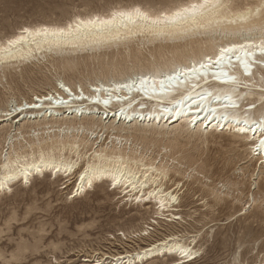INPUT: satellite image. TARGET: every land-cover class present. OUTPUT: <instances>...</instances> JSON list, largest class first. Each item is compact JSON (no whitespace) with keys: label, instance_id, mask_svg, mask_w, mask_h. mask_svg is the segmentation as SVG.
<instances>
[{"label":"rangeland","instance_id":"374dc122","mask_svg":"<svg viewBox=\"0 0 264 264\" xmlns=\"http://www.w3.org/2000/svg\"><path fill=\"white\" fill-rule=\"evenodd\" d=\"M149 3L156 4L157 0H0V32L17 31L21 26L30 25L64 26L77 16L87 17L94 14H106L113 9H117V7L129 8L134 5L143 6ZM139 37L126 41L127 44L125 42L122 45L119 43L115 47L114 45H112L113 47L106 45L93 49H83V51L79 50V52L78 50L43 51L42 54H34L32 58L21 63L22 65L17 63L16 68L7 74L0 70V110H4L6 106L12 103L22 104L24 101L32 100L34 94H40L41 96L54 94L53 91L57 89L59 79L65 81L67 85H72L73 91L75 89L80 90L83 87L82 89L86 92L91 88L88 86L93 84L97 78L104 80L106 74V76L119 75L139 68H149L152 62L156 61L155 59L157 61L160 59L159 63L163 68L166 64L165 61L172 60L173 54L168 50H155V47L161 43L166 46L183 44V42L169 44V42L161 41L151 44L148 43L146 38ZM147 48H151V50ZM139 53L141 54L139 55ZM154 55H157V57ZM162 57L163 59H161ZM64 59H70V61L67 60V62ZM69 64H73L74 71H67V73L65 66ZM142 64L145 67H142ZM117 70L119 71L118 74ZM75 75L80 78L77 79ZM21 112L10 118H1L0 162L5 156V147L8 148V154L14 151L20 153L30 152L31 149L36 151L38 148V145H33L31 142L33 135L26 133V127L31 123L41 122L44 117H40L39 120L37 118L30 119L23 116ZM97 112L98 114L105 113L100 109H97ZM63 114L61 116L64 119H81L80 117L77 119L74 115L67 114L65 116ZM86 118H84V122H86ZM106 124L108 129L105 130V133H99L100 130H98L95 135H86V133L85 136L82 135L84 138L88 137L90 139V146L87 147L89 152L85 158L86 160L82 159L80 166H85V162L93 153L94 150L91 149L94 143L97 144L94 149H99L104 144H109L111 147L113 142L116 143V135L119 132L117 130L113 131L111 127L122 126V123H115L113 119H109ZM140 124L145 127L148 125V123L146 125L145 123ZM128 126L131 127L132 125H126L127 128H129ZM173 126H161V131H172ZM11 127L14 130L13 136H19L14 138L12 143L5 141L6 130ZM18 129L20 130L18 131ZM38 133L40 138L44 136L46 140H50L49 136L44 134L43 131ZM111 133L113 134L112 137ZM173 137L171 141L163 140V136L159 137L158 142L160 144L161 141L162 144L165 143L164 145H167L168 151L155 147L145 153L144 144H141L138 148L146 159L156 161V166L164 165L170 170L167 182L169 185L174 187L176 184H182L184 187L179 197L180 202L175 205L178 208L174 207L170 211L171 215L176 214L181 218L178 221L175 219L163 221L162 217H157L158 207L154 200L136 203L128 199H121L123 193L110 187L90 190V194L85 199L76 203H66L64 193L71 186L76 174L69 181L63 174L61 177L55 178L49 172L45 176H35L27 186L19 183L15 191L6 197L0 196V220L6 221L12 216L17 218V223L8 229L12 239L5 241L0 237V245L5 243L11 245L16 237H21L26 243L31 237L36 244L43 245L46 240H51L53 236H57L67 241L68 246L76 252V261L79 264H91L88 253H91L93 258L104 254L103 257L112 260L114 256L132 254L135 251H140L138 249H145L153 243L163 241L169 235H181L182 238L187 237L190 239L195 235L197 245L202 246L201 257H198L201 264H219L220 261L227 264L233 248L239 247L242 240L248 242V246L240 252L245 264L251 260H255L259 264L260 253L258 247L252 248L251 253H249L251 244H258V238L261 235L262 227H264L261 225L258 214L247 219L241 218L239 222L225 223L220 214L214 213L210 207H206L201 203L200 197L203 196L206 189L194 179L196 172L202 170L208 173L213 184L217 185L221 191H230L233 178L238 179L240 176L248 178L249 173H251L259 177L255 189L256 197L259 198L261 195L260 183L264 182V177H260L258 164L255 167L256 169L253 167V161L248 155V148H242L241 144H234L233 134L230 131H220L213 134V136L212 134L202 136L190 130V132L177 136V138ZM177 143L182 148L178 154H175L171 144L175 145ZM126 144L131 148L136 147L134 146L135 140L126 143L123 139V146L126 147ZM81 150V153H84V147H81ZM168 164L169 166H167ZM65 181H67V186H65ZM29 210L31 211L29 212ZM150 219L157 220L155 230H151L153 226L149 225L150 234L147 237L139 235V231ZM210 223H212V227H206V224L209 225ZM86 224L90 227L86 232L81 231L82 225ZM41 229H43V234ZM121 232L125 235L121 236ZM77 233L80 234L77 235ZM45 259L46 257L39 251L25 257L26 264H43ZM150 261L151 264H171L172 255L165 254L161 257L152 258ZM73 264H76V262L74 261Z\"/></svg>","mask_w":264,"mask_h":264},{"label":"snow or ice","instance_id":"6c2138e0","mask_svg":"<svg viewBox=\"0 0 264 264\" xmlns=\"http://www.w3.org/2000/svg\"><path fill=\"white\" fill-rule=\"evenodd\" d=\"M117 17L127 19L129 22L137 23L147 33L156 36L175 35H216L222 34L230 38L219 42L211 54H206L198 60L189 61L178 71L168 74L167 81L175 82L177 86L180 77H185L184 83L190 79L191 87H201L207 85V89L201 90L199 98L181 95L174 103V108L170 111L174 118L186 119L187 129L195 132L201 130V135L206 136L209 129L213 132L220 130H231L244 134L243 139L248 148L249 158L253 161V167L259 165L260 177H264V0H157L156 4L149 3L143 6H133L130 10H119L113 12L110 19L100 20L78 19L74 23H68L65 27H48L41 25L21 26L17 31L0 32V70L5 74L14 70L17 62L24 60L21 55L28 47L31 52V45L39 47L41 41L37 38L48 36L57 37L71 34L73 30L79 31L81 27L96 24L109 25ZM225 25H238L239 28L229 32ZM149 77L140 76L133 81L141 87L137 91H143ZM164 85L165 81H160ZM59 89L68 93L72 97L73 86L58 82ZM119 88H128L132 85L120 83ZM97 87L95 90L99 92ZM75 98L89 99L84 95L83 90H79ZM96 103H100L99 96L92 97ZM52 94H36L32 100L24 101L22 104H9L4 110H0V118L12 117L25 108H39L44 105V101L52 102ZM185 100L196 104L197 108L203 112V116H182V109ZM200 100L207 101V107H201ZM110 98L103 100L107 106ZM57 104H65L67 100L60 98L55 100ZM199 121V123H197ZM207 121V123H206ZM2 127V125H0ZM4 160L0 162V169L3 170L0 176V196H8L19 186V183L27 186L35 174H42L45 167L54 172L63 170L68 175L78 166V161L48 162L47 165L31 164L25 165L20 162L17 155L15 161L10 159L8 148L5 147ZM87 151V149H85ZM164 151H168L167 145ZM26 159V157H25ZM97 161H99L97 163ZM138 170L141 165H148L142 174L151 173L154 187H148L147 191L142 190L146 185H139L129 178L128 174L121 170L122 166L127 167L121 158L112 157L106 152L94 154L93 159L87 166H80L76 177L68 190L64 193L65 202L76 203L85 199L90 194V190L99 188H113L122 192L121 199H128L139 203L142 200H154L159 211L157 217H162L163 221L179 220L180 217H173L170 209L178 204L179 197L183 191L182 184L174 187L167 183L170 170L167 168H154L148 159L137 160ZM31 169V170H30ZM250 178V182H249ZM69 179H72L69 177ZM194 179L206 189L200 197L201 203L210 207L214 213L221 215L225 223L239 222L241 218L247 219L258 214L261 225L264 226V182L260 183L261 195L256 197V185L259 177L249 173V177L240 176L233 178L230 191H221L214 185L207 172L198 170ZM67 186V181H65ZM251 193V194H249ZM31 210H29L30 212ZM214 218V217H213ZM17 223V218L9 217L6 221L0 220V237L5 241L12 239L8 229ZM156 219H150L138 233L147 237L149 235V225L155 230ZM90 225H82L81 231H85ZM212 227L211 224L208 225ZM43 234V229H41ZM80 233H77L79 235ZM121 236L125 234L120 233ZM198 235V234H196ZM127 238V237H125ZM258 244L252 243V248L259 249V264H264V227L258 238ZM164 247L153 243L143 252L135 254L131 261H125L122 257H117L115 261L103 257L102 254L93 258L91 253L88 256L91 264H151L147 259L154 254H171V264H201L202 246L197 245L195 235L189 239L181 235H169L163 240ZM248 242L242 240L239 247H234L227 264H245L240 252ZM39 251L46 259L43 264H79L76 261V252L68 246L64 239L53 236L51 240H46L43 245L36 244L30 237L26 243L21 237H16L14 242L0 245V264H26L25 257ZM219 264H224L220 261ZM247 264H257L255 260L248 261Z\"/></svg>","mask_w":264,"mask_h":264},{"label":"bare ground","instance_id":"6f19581e","mask_svg":"<svg viewBox=\"0 0 264 264\" xmlns=\"http://www.w3.org/2000/svg\"><path fill=\"white\" fill-rule=\"evenodd\" d=\"M136 6H139V5H136ZM132 7H129V8L128 7L127 8H118L117 7V9H113L109 13H106V14H104V13L94 14V15L87 16V17H83V16L78 17L77 16L76 18H74L72 21H69L68 23H74L78 19H85V20L93 19V20H95L97 17L102 21V20L110 19L113 12H116L119 10H125V11L130 10ZM66 25H64V26L44 25V26L65 27ZM39 26H41V25H39ZM39 26H37V27H39ZM238 28H239L238 25H225V29L229 32L235 31ZM137 36H140L139 38H141V36L143 38H146L148 43H151V44H155L156 42H160V41L161 42H169V44L170 43L174 44V43H178V42L179 43L183 42V44L182 45H179V44L176 45L175 44L173 46H166V45H163L161 43L160 45L158 44L159 46L155 47V50H168V52H171L173 54L172 60H169L167 58L169 61H165L166 64L164 65L163 68H161V66H162L161 63H159L160 59L158 61H157V59H155L156 61L152 62L151 66L149 68H145V69L139 68L137 70H133L130 72H125V73L123 72L119 75L106 76L107 75L106 74V75H104V80L97 78L93 84L88 86L89 88L90 87L91 88L88 89L86 92L82 89L83 87L81 85V87H82L81 89L83 90L84 95L89 97V99L84 100V99L75 98L77 96V94H72V97H69V95H64L62 90H60L58 87V82H64L65 83V81H62L61 79H59L57 81V89L55 91H53L54 94H52V95H54L53 101L55 102V100L60 99L62 97L65 100H67V103L57 104V103H53V101L52 102L44 101V105L42 107L25 108L21 112V114H23V116H25L26 118H30V119H36L37 118L39 120L40 117H42V116L44 117V118H42L43 120L41 122L31 123L28 127H26V133H30L33 135V139L31 142L33 143V145H38V148L36 151L31 149L30 152H25V153H20V152L14 151L13 153L8 154L10 159L15 161L17 155H19L20 162L22 164H25V165H31V164H37V165L45 164V165H47V163L50 161L55 162L57 164H60L62 161L63 162L78 161V166L76 168H74L70 173H68V175H65L63 173V170H61L60 172H54V171L49 170L48 167H45L42 174L33 175L31 177V180L34 179L35 176H39V177L45 176V174H48L49 172H50L49 174L51 176H54L55 178L61 177L62 174L65 175L68 179H69V177L73 178V176L78 172V169L80 168V163L82 162V159H85L88 155V152H89V150H87V151H84V153H81V151H82L81 147H84V149H87V147L90 146V139H88V137L84 138L82 135L85 136V133H86V135H90V134L95 135V133L98 130H100L99 133H105V130L108 129V125L106 124V121H109V119H113L115 121V123L116 122L122 123V126H119V127L112 126L111 127L113 131L117 130L119 132V134L116 135L117 136L116 137L117 139H115L116 143L113 142V145L111 147L109 144H104L99 149H97V148L94 149V146L97 145L96 143H94L93 148L91 149L94 151L90 155L88 161L85 162L86 163L85 166H87L89 161L93 159L94 154H97L100 152H106L112 157L121 158L123 160L124 164L127 165V167L122 166L121 170L123 172L127 173L129 178H131L133 181H136L139 185H141V186L146 185V187H143L142 190L147 191L148 187H154V185L157 181H154L153 175L151 173H148L146 175L142 174L143 170L146 169L148 167V165H141L140 170H138V166L136 164V161L146 159L145 155L141 154V150L138 148V146H140L141 144H144L145 145L144 146L145 147V153H148L149 151L152 150V148H155V147L156 148L159 147V148L164 149L165 143L162 144V141H161V144H160L158 142L160 136H163V140L167 139L168 141H171V138L173 136L177 138V136H181L184 133L190 132V130L187 129V120L186 119L175 118L176 121L171 120V116H172V118H174V117L170 113V111H167V110L173 109L174 103H170L169 101L179 100L181 98L182 94L184 96H192V97L199 98V94L201 93L202 88L203 89L208 88L207 85H201V87L192 88L191 87L192 81L189 79L187 83H184L185 77H183V76L180 77V82H179V85L177 86V84L175 82L167 81V79H166L167 75L172 73L173 71H178L181 67L188 64L189 61L198 60L201 57L205 56L206 54L213 53L215 50L216 44H218L219 42L226 41L227 39H230V38H238V37H228V36H224L222 34L201 36V35H192L190 33L188 35L156 36V35L145 32L143 30V28L140 26L139 22L132 23V22H129L127 19L117 17L115 19V21L109 25H102V24L98 23L95 26L89 25L86 27H81L79 31L73 30L71 32V34H66L63 36L52 37L50 35L47 38L39 37V38H37L41 41L39 47H37V45L33 44L30 46L31 52H29L28 51L29 46H25L24 52L21 53V55H23L25 57V59L21 60L17 63L21 64V63L29 60L30 58H32L33 55L36 53L42 54L43 51H53V50L54 51H64V50L77 51L78 50V52H79V50L83 51V49H87V48L93 49V48L102 47V46H106V45H110V46L114 45V47H115V45H118L119 43H121V45H122V43H124V42L126 43V41L132 40L133 38H135ZM140 41H142V40H140ZM104 49H105V47H104ZM148 50H151V48ZM84 51H86V50H84ZM141 53H139V55ZM132 54H134V53L132 52ZM135 54H137V52H135ZM164 54L166 55L165 51H164ZM158 55H159V53H158ZM154 56L157 57V55H154ZM117 57H118V55H117ZM131 57H133V56H131ZM121 58H122V56H121ZM161 59H163V57ZM67 60L70 61V59H67ZM67 60H65V61H67ZM142 61H144V60L142 59ZM72 65L69 64V65L65 66L66 72L67 71H69V72L74 71ZM75 65H76V63H75ZM142 67H145V65H143ZM147 67H148V65H147ZM117 68H120V67H117ZM118 70L116 71L117 74L120 71V70L119 71ZM105 72H107V71H105ZM69 75H70V73H69ZM73 76H69V77H73ZM140 76L149 77V79L147 80V84L144 85L143 91H137V89L140 88L141 86L138 83H136V84L133 83V81L137 80V78ZM76 78H77V76H76ZM79 78H77V79H79ZM161 80L165 81L164 85H161V83H160ZM120 83L131 84L132 85L131 90H129L128 88H119ZM97 87H100V89H101L99 92L95 91L97 89ZM34 95H36V94H34ZM93 96H99L100 97V103H96L95 100L92 98ZM106 98H110V102L107 106L103 103V100ZM184 103H185V106L182 109V116L183 117L186 118L189 116H197V115L203 116V112H201L200 109L197 108L196 104H193L188 100H185ZM200 105H201V107L206 108L207 107V101L200 100ZM143 108H145V109H143ZM97 109H100L101 111H104L105 113L98 114V112L96 113ZM108 110H111V111H108ZM64 112H66V113H64ZM63 113L65 114V116L67 114L68 115H74L77 119L79 117L81 119H79V120H75L73 118L64 119L61 116V114H63ZM84 118H86V122L83 121ZM0 121L2 122L1 118H0ZM140 123H145V125L148 123V125H147V127H145V126H141ZM197 123H199V121H197ZM206 123H207V121H206ZM130 124L132 126L131 127L128 126L129 128H127L126 125H130ZM168 125L169 126L174 125L172 131L162 132L161 126L167 127ZM19 130L20 129H18V131ZM54 130H57V131H54ZM39 131H43L44 134H47L49 136L50 140H46V138L44 136L42 138H40L39 137L40 134L38 133ZM109 131H110V129H109ZM220 131L232 132V134H233L232 139L234 140V144H238V145L241 144V147L242 148L245 147V149H246V146H245L246 142L243 139H241V137L244 134L236 133L235 131H231V130H220ZM220 131L213 132L212 129L210 128L207 135L212 134V136H213V134L220 132ZM13 132H14V130H12V127L6 130L5 141H9L12 143V140L14 138L19 137L17 135L13 136ZM124 132H126V134H124ZM36 133H38V134L36 135ZM195 133L201 134V130L197 129L195 131ZM112 135L113 134L111 133V137H112ZM123 139L126 143H129V142L135 140L134 146H136V147L131 148V147L127 146V144H126V147H124L125 145L123 146ZM157 144H158V146H157ZM171 145H172V148H174V153L178 154L182 147L178 143L175 145L174 144H171ZM238 145H236V146H238ZM28 149H29V147H28ZM25 157H26V159H25ZM151 159H153V158H151ZM3 160H4V158L2 159V161ZM98 162L99 161H97V163ZM150 163H151V166L154 168H157V170H159V168H166V166H164V165L156 166V161H154V160H150ZM167 166H169V164ZM2 173H3V170L0 169V176H2ZM70 180L71 179H69V181ZM172 180H174V179H172ZM179 183H180V181H179ZM115 190H117V189H115ZM149 201L150 200H142L140 202H149ZM174 207H177V206L173 205L167 211H171L172 209H174ZM157 211H159V209H157ZM203 214L205 215V213H203ZM175 215L172 214L173 217H177V215L176 216ZM207 217H209V216H207ZM204 218H206V217H204ZM203 221H205V220L203 219ZM216 223H218V222H216ZM210 224H212V223H210ZM207 226L208 225L206 224V227ZM198 232H196V233H198ZM135 234H137V233H135ZM186 234H188V233H186ZM166 239H168V238H166ZM156 243L160 244L161 248L164 247L163 241L156 242ZM151 246L152 245H150L149 247H151ZM138 250H140V251L132 250V251H135L132 254L127 253L126 255L114 256L112 261H115L117 257H122L125 261H131L135 258L136 253L143 252L144 249H138ZM163 255H165V254H163ZM163 255L154 254L151 257H148L147 259L150 260L152 258L161 257ZM168 255H171V254H168ZM103 256H104V254H103Z\"/></svg>","mask_w":264,"mask_h":264}]
</instances>
